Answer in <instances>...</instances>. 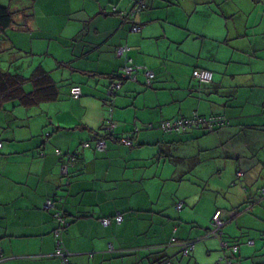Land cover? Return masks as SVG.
Returning a JSON list of instances; mask_svg holds the SVG:
<instances>
[{"label": "crops", "instance_id": "obj_1", "mask_svg": "<svg viewBox=\"0 0 264 264\" xmlns=\"http://www.w3.org/2000/svg\"><path fill=\"white\" fill-rule=\"evenodd\" d=\"M138 1L0 0L14 12L0 31V72L37 90L28 102L23 90L0 94V264H62L47 197L67 213L61 245L71 264H223L225 253L264 264V0H144L124 17ZM125 64L155 78L147 85L141 72L113 96ZM196 68L213 71V82L196 79ZM73 85L81 97H71ZM195 115L226 122L161 127ZM102 136L107 148L97 151ZM77 149L65 180L63 163ZM218 209L235 254L208 233ZM116 215L120 223L101 222ZM190 240L184 255L180 243Z\"/></svg>", "mask_w": 264, "mask_h": 264}, {"label": "built area", "instance_id": "obj_2", "mask_svg": "<svg viewBox=\"0 0 264 264\" xmlns=\"http://www.w3.org/2000/svg\"><path fill=\"white\" fill-rule=\"evenodd\" d=\"M133 31H139L140 27L139 26H134L132 28ZM127 50H129V48L127 46H122L118 49V55L122 56ZM143 73L144 76L147 79V84H151L152 79L155 78V73L152 70L146 69V68H142L139 66H135L132 64H126L124 65L121 70H120V78L116 81H114L111 86H110V91L109 93L112 94L113 96L117 94L118 90L121 88V85L123 84L124 80H136L137 76L139 73ZM194 76L196 78H198L201 82H210L213 78V72L207 69H198L194 71ZM83 94L82 91V87L79 85H74L71 87L70 89V95L73 98H79L81 97ZM110 117H112V115H110ZM226 121L223 117H207V116H198V117H193V118H179L176 120H166L163 121L161 123V127L164 131H173V132H185L188 129H191L193 127H199V126H205L208 129H213L214 127H217L219 125L224 124ZM114 123L112 122L111 119V123L108 125V130L109 132L112 131V129L114 128ZM111 133V132H110ZM96 143H95V148L97 151H104L107 148V140L105 136L102 137H98L95 139ZM121 141H123V143H125L126 145H132V140L129 138H123ZM1 146V143H0ZM86 148H89L90 143L87 141L84 143L83 145ZM59 154H61V152H59ZM75 154H69L68 156V160L66 162L63 163L62 166V173L67 176L69 174L70 171V166L73 165V162L75 160ZM183 207L182 203H179L177 205L178 209H181ZM45 208L46 209H55V217L58 220V222H61L62 224V228H57L55 230V235L58 238V243H57V249L54 253L55 256L59 257L61 259V263L62 264H71L70 262V253L67 249H65L62 245H61V238L60 235L62 234V229H64V227L67 225V221L62 218V216L64 215V212L59 209L56 208V203H54L51 199H48L46 204H45ZM221 215H222V210L218 209L214 215H213V222H212V227L211 230L214 233L213 235H218L221 234V229L224 225V221L221 219ZM117 221L121 222L123 217L122 215H118L117 217ZM104 225H108L109 223H111V220L108 218H105L102 220ZM173 242H177L176 238L172 239ZM223 243L222 247L224 249H227L228 247L231 248L232 252H237L238 247L237 246H232L230 247L228 245L227 242L225 241H221V243ZM253 243V242H251ZM182 246V252L184 255H189L191 253V251L194 249L195 247V242L190 240V241H184L180 243ZM228 258V257H227ZM230 260H226V262L228 264H237L234 260H232L231 258H228ZM222 260V259H221ZM158 264H172L171 260L169 259H165L163 261H161Z\"/></svg>", "mask_w": 264, "mask_h": 264}, {"label": "trees", "instance_id": "obj_3", "mask_svg": "<svg viewBox=\"0 0 264 264\" xmlns=\"http://www.w3.org/2000/svg\"><path fill=\"white\" fill-rule=\"evenodd\" d=\"M146 8V3H145V1L144 0H139L135 5H134V7L132 8V10L129 12V13H124L123 12V16L124 17H133L134 15H136L138 12H140V11H143L144 9ZM122 14V13H121ZM13 18H14V12H12L8 7H5V6H2V5H0V31H3V29L5 28V27H7V26H9L12 22H13ZM134 26H139L140 27V30L139 31H134V32H140L141 30H142V26L140 25V24H137V25H134ZM133 26V27H134ZM132 27V28H133ZM133 31V30H132ZM128 47V46H127ZM129 48V47H128ZM128 51V50H127ZM117 52H118V50H117ZM126 65V64H125ZM123 67V66H122ZM198 69H201V68H196V69H194V70H198ZM121 70V69H120ZM208 70V69H207ZM211 71V70H210ZM213 72V71H212ZM214 74V73H213ZM194 76V75H193ZM120 78V76L118 75V79ZM117 79V80H118ZM154 79H152V81H153ZM11 81H13V82H11ZM23 81H25L24 79H21L19 76H17V75H10V74H6V73H2V72H0V94H5V95H10V94H12V93H18V92H20V90H23V92H24V89H22V87H23V85H24V83H23ZM116 81V80H115ZM152 81H151V83H152ZM114 82V81H113ZM147 85H149V84H147ZM74 86V85H73ZM80 86V85H79ZM111 86V85H110ZM7 88V89H6ZM13 88V89H12ZM8 89H12V91L11 90H8ZM37 90H35L34 92H28V93H25L24 95H22V98L23 99H25V102H28V101H31L32 99L29 97V95L31 94V93H35ZM109 91H110V89H109ZM7 92V93H6ZM2 95H0L1 97H2ZM17 96H21V95H17ZM72 97V96H71ZM198 116H201V115H195V116H193V117H198ZM219 115H210V116H207V117H218ZM193 117H178V118H176V119H179V118H193ZM176 119H174V120H176ZM223 125V124H222ZM222 125H219V126H217V127H214L213 129H209V130H215V129H217L218 127H220V126H222ZM208 129V128H207ZM186 132V131H185ZM89 142V141H88ZM85 143V142H84ZM84 143H83V145H84ZM90 143V142H89ZM82 145V146H83ZM84 147V146H83ZM90 147V146H89ZM84 148H86V147H84ZM96 149V148H95ZM69 154H71V153H69ZM74 154H75V157H76V159H77V156H78V154H79V149H77L75 152H74ZM70 177H71V170L69 171V174L66 176V178H68V179H70ZM70 183V181H68L67 182V184H69ZM261 195H263L264 196V191H263V193L262 194H260V198L262 197ZM48 199H51L54 203H57V201L58 200H55L54 198H51V197H47L46 199H45V201L43 202V208L44 209H46L45 208V204H46V202H47V200ZM56 208H59L57 205H56ZM59 209H61L63 212H64V215L62 216V218H64L66 221H67V225H68V218H67V213H66V211L64 210V208H59ZM47 210H49V211H53V214H54V217H55V209H47ZM117 215L115 216V217H105V218H108V219H110L111 220V223H112V221H113V219L114 220H116L117 221ZM105 218H102L101 219V222H102V220L103 219H105ZM55 219H56V217H55ZM57 220V219H56ZM123 220V219H122ZM57 222H58V220H57ZM118 222V221H117ZM103 223V222H102ZM111 223H109L108 225H110ZM120 223V222H119ZM212 223V222H211ZM66 225V226H67ZM65 226V227H66ZM63 226H62V224H61V222H58V227L57 228H62ZM64 227V228H65ZM56 228V229H57ZM55 229V230H56ZM62 230H64V229H62ZM60 238H61V235H60ZM57 241H58V238H57ZM253 242V241H252ZM237 252H238V250H237ZM59 258V257H58Z\"/></svg>", "mask_w": 264, "mask_h": 264}, {"label": "rangeland", "instance_id": "obj_4", "mask_svg": "<svg viewBox=\"0 0 264 264\" xmlns=\"http://www.w3.org/2000/svg\"><path fill=\"white\" fill-rule=\"evenodd\" d=\"M193 17H196L197 19H198V16L196 15V14H194L193 13V11H191L190 10V12H189ZM178 14H183V15H185V14H187V12L186 11H182V12H178ZM180 18V20L181 21H183V22H189V20H188V18L187 17H189V15H187V17L186 16H183L182 17V15H180L179 16ZM190 18H192V17H189V19ZM198 21H200V19H198ZM199 23V22H198ZM4 60V58H0V62L1 61H3ZM20 62V61H19ZM2 67L3 68H7L8 67V65L6 64V63H2ZM210 173H212V172H210ZM216 177V176H215ZM65 180H66V177H65ZM214 183H217V180H216V178H214ZM207 193H211L210 191H208ZM212 194V193H211ZM212 195H214L216 198H217V194H212ZM221 200H222V203L223 204H226L227 203V200H228V196L225 194L223 197L221 196ZM197 213L198 214H202V216H205V213H208L207 212V209L205 208V206H204V203L203 204H201L199 207H198V209H197ZM206 217V216H205Z\"/></svg>", "mask_w": 264, "mask_h": 264}, {"label": "bare ground", "instance_id": "obj_5", "mask_svg": "<svg viewBox=\"0 0 264 264\" xmlns=\"http://www.w3.org/2000/svg\"><path fill=\"white\" fill-rule=\"evenodd\" d=\"M201 69H203V68H201ZM195 71V70H194ZM194 71H193V73H194ZM194 75V74H193ZM195 77V76H194ZM196 78V77H195ZM196 79H198V78H196ZM213 79H214V74H213V78H212V80L210 81V82H201L199 79V81L201 82V83H212L213 82ZM212 222H213V219H212ZM224 226H225V223H224V225H223V227H222V229L224 228ZM221 229V230H222ZM208 233L210 234V235H213L214 233L212 232V230L210 229L209 231H208ZM218 239H221V241H225V242H227L228 243V245L230 246V247H232V246H237L238 247V245H236V244H230L228 241H226V240H224V239H222L223 238V235H221V234H218V235H215ZM252 241H249V243H251ZM223 243L224 242H222L221 243V247H222V245H223ZM252 244V243H251ZM224 249V248H223ZM227 249H229L230 251H231V248H227ZM227 249H224V250H227ZM225 253V252H224ZM233 254H235V253H237V252H232ZM231 258L232 260H234L235 261V259L232 257V256H230V255H226V253L221 257V259H222V262H223V264H228L227 262H226V260H230V259H228V258ZM236 262V261H235ZM237 263V262H236Z\"/></svg>", "mask_w": 264, "mask_h": 264}, {"label": "clouds", "instance_id": "obj_6", "mask_svg": "<svg viewBox=\"0 0 264 264\" xmlns=\"http://www.w3.org/2000/svg\"><path fill=\"white\" fill-rule=\"evenodd\" d=\"M2 145V144H1ZM182 209V208H181ZM183 253V252H182Z\"/></svg>", "mask_w": 264, "mask_h": 264}]
</instances>
